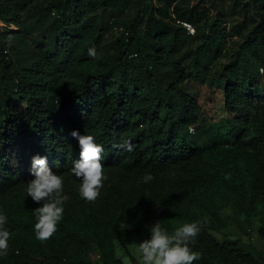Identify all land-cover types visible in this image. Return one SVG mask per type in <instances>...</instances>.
Masks as SVG:
<instances>
[{
    "label": "trees",
    "instance_id": "obj_1",
    "mask_svg": "<svg viewBox=\"0 0 264 264\" xmlns=\"http://www.w3.org/2000/svg\"><path fill=\"white\" fill-rule=\"evenodd\" d=\"M193 1L0 0V23L17 28L0 34V214L11 234L0 264H93L90 253L123 264L119 250L136 264L124 239L153 220L169 233L200 224L193 264H260L216 241L220 215L201 210L236 185L264 209V0ZM193 85L220 91L222 117L203 113ZM73 131L104 149L94 202L70 174ZM125 141L133 151L116 147ZM37 156L69 197L46 241L34 233L43 202L26 192ZM257 235L264 243V224Z\"/></svg>",
    "mask_w": 264,
    "mask_h": 264
},
{
    "label": "clouds",
    "instance_id": "obj_2",
    "mask_svg": "<svg viewBox=\"0 0 264 264\" xmlns=\"http://www.w3.org/2000/svg\"><path fill=\"white\" fill-rule=\"evenodd\" d=\"M11 41V37H9ZM90 57L97 55L95 48L88 50ZM71 135L78 139L81 148L80 159L70 169V174L79 179V194L88 202H94L100 195L106 176L102 164L104 149L97 144L91 135L81 136L73 131ZM117 148L133 151L131 141L116 145ZM32 175L35 177L27 183L26 192L35 203H42L41 207L34 210L36 223L34 233L37 240L50 239L57 230V224L63 218L64 204L69 199L63 193L64 180L61 175L53 174L47 167L46 157H33ZM145 184L149 183L153 176L146 173L143 177ZM7 218L0 214V255H7L10 232L5 228ZM201 230L198 222L185 223L169 233L161 227V223L154 224L150 231V239L141 242L136 248L139 264H193L200 259V253L192 250ZM123 255V253H121ZM123 264H131L127 255H123Z\"/></svg>",
    "mask_w": 264,
    "mask_h": 264
},
{
    "label": "rangeland",
    "instance_id": "obj_3",
    "mask_svg": "<svg viewBox=\"0 0 264 264\" xmlns=\"http://www.w3.org/2000/svg\"><path fill=\"white\" fill-rule=\"evenodd\" d=\"M200 0H194L193 2H199ZM7 31H17V28L13 26L5 27L0 23V34L4 36ZM14 44L17 41H13ZM17 45V44H16ZM110 45V40L105 37L102 42V47L107 49ZM22 47V44H20ZM261 85V83H260ZM198 88L199 101L202 103L203 113L212 115V120H217L222 117L221 111L217 106L221 100V93L219 90H212L211 88L204 86H192L191 89ZM237 187H230L227 190L223 189L216 194H210L212 202L207 199H203L202 213L206 216L211 212H218L220 215V226L217 232H210V234L221 242L224 240L232 241L241 246V248L252 255L260 264H264V243L261 237L257 235V228L264 224V209L259 205H248L245 199V189L236 185ZM239 192L243 193L242 198ZM206 203V204H205ZM220 206V208H219ZM157 221L151 222V228ZM150 232L147 234H139L137 236L131 235L124 239V243L136 264H139V260L136 254V248L132 245L138 246L141 242L150 239ZM122 251L117 252V256L123 262ZM90 261L93 264H98V256L94 253L88 255Z\"/></svg>",
    "mask_w": 264,
    "mask_h": 264
},
{
    "label": "built area",
    "instance_id": "obj_4",
    "mask_svg": "<svg viewBox=\"0 0 264 264\" xmlns=\"http://www.w3.org/2000/svg\"><path fill=\"white\" fill-rule=\"evenodd\" d=\"M182 25L185 27V30L188 34H192L193 30L191 29V27L188 24L182 23Z\"/></svg>",
    "mask_w": 264,
    "mask_h": 264
}]
</instances>
